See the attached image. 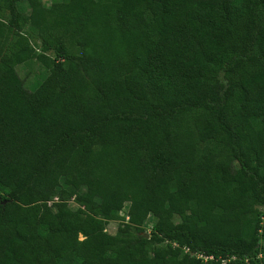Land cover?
I'll return each instance as SVG.
<instances>
[{
  "label": "trees",
  "instance_id": "trees-1",
  "mask_svg": "<svg viewBox=\"0 0 264 264\" xmlns=\"http://www.w3.org/2000/svg\"><path fill=\"white\" fill-rule=\"evenodd\" d=\"M260 208L264 0H0V264H264Z\"/></svg>",
  "mask_w": 264,
  "mask_h": 264
},
{
  "label": "rangeland",
  "instance_id": "rangeland-1",
  "mask_svg": "<svg viewBox=\"0 0 264 264\" xmlns=\"http://www.w3.org/2000/svg\"><path fill=\"white\" fill-rule=\"evenodd\" d=\"M61 0H16V5L20 11L23 13H29L32 4L40 2L43 6H50L54 2H58ZM66 64V62H65ZM16 70L19 76L24 80L26 87L29 90H34L37 87L41 86L45 82L48 81L50 77V73L47 69L43 68L36 60L32 59L24 64H20L16 66ZM69 205L72 209L76 208L77 204L71 199L69 201ZM128 209V203L124 204L123 208L118 213V218L116 220L110 221L106 225V231L114 234L116 233L119 224L127 222L126 221V213ZM262 212H264L263 208H260ZM175 219H178V216H175ZM153 223V216L150 215L145 223L146 231H149L151 225Z\"/></svg>",
  "mask_w": 264,
  "mask_h": 264
},
{
  "label": "built area",
  "instance_id": "built-area-1",
  "mask_svg": "<svg viewBox=\"0 0 264 264\" xmlns=\"http://www.w3.org/2000/svg\"><path fill=\"white\" fill-rule=\"evenodd\" d=\"M125 217H126V221H128V219H129V216H128V214L126 213V215H125ZM200 257H203L202 255H199ZM203 258H207V257H203Z\"/></svg>",
  "mask_w": 264,
  "mask_h": 264
},
{
  "label": "water",
  "instance_id": "water-1",
  "mask_svg": "<svg viewBox=\"0 0 264 264\" xmlns=\"http://www.w3.org/2000/svg\"><path fill=\"white\" fill-rule=\"evenodd\" d=\"M147 235V234H146Z\"/></svg>",
  "mask_w": 264,
  "mask_h": 264
}]
</instances>
